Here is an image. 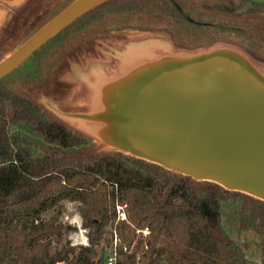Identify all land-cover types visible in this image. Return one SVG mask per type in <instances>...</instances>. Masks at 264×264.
I'll use <instances>...</instances> for the list:
<instances>
[{
  "label": "trees",
  "instance_id": "obj_1",
  "mask_svg": "<svg viewBox=\"0 0 264 264\" xmlns=\"http://www.w3.org/2000/svg\"><path fill=\"white\" fill-rule=\"evenodd\" d=\"M120 2L100 4L55 37L76 31L100 10L138 9ZM158 2L157 12L185 19L186 0ZM193 33L183 45L218 42ZM13 123L41 136L39 154L31 139L11 131ZM65 202L78 203L88 244L67 240L76 228L62 221ZM224 221L264 230V201L123 152L98 153L91 138L54 116L35 93L13 91L0 79V264H108L100 246L116 238L115 264H256ZM54 243L60 247L53 249Z\"/></svg>",
  "mask_w": 264,
  "mask_h": 264
},
{
  "label": "water",
  "instance_id": "obj_2",
  "mask_svg": "<svg viewBox=\"0 0 264 264\" xmlns=\"http://www.w3.org/2000/svg\"><path fill=\"white\" fill-rule=\"evenodd\" d=\"M18 1L0 0V8ZM106 1L73 0L0 60V79ZM155 43L127 44L88 68L65 105L38 101L98 153L123 152L264 201V62L226 41Z\"/></svg>",
  "mask_w": 264,
  "mask_h": 264
},
{
  "label": "rangeland",
  "instance_id": "obj_3",
  "mask_svg": "<svg viewBox=\"0 0 264 264\" xmlns=\"http://www.w3.org/2000/svg\"><path fill=\"white\" fill-rule=\"evenodd\" d=\"M23 1L19 0L13 8H0V60L14 51L32 33L73 0ZM186 1L189 7L202 11L208 10L216 15L222 12L234 13L233 10L227 11L226 9H230L231 5L236 3V0ZM124 3L136 4L138 9L130 12L123 11L124 9L122 10L117 5L118 10L115 9L116 11L96 12L100 16L97 18L89 16L90 18L85 19L89 22L84 23L83 21L81 28L61 33L40 48L35 55L5 76L4 84L13 91H30L35 93L38 99L43 101L46 98L53 99L65 105L67 99L78 94L85 75L83 72L102 62L113 60L116 57L113 56L114 54L128 48L127 44L151 40V43L155 41L159 44H167V46H171L172 43L175 46L187 47L184 41L188 40L185 38L192 34L197 35L193 32L199 28L194 29L190 26L191 24L189 25L188 20L175 18L166 12H157L160 4L158 0H121L119 4ZM2 4L4 6V3ZM142 8L145 9L142 11ZM10 10L12 11L8 16ZM230 38V41L236 42V34L231 35ZM192 40L194 39L191 38L190 41ZM233 42L228 41L227 43L233 44ZM216 43L219 41L214 44ZM255 50L264 58V47H257ZM11 131L31 139L35 154H39L45 145L40 135L22 123H13ZM77 207L76 202H65L62 221L76 228L69 233L67 240L74 245L88 244V231L82 227V218ZM52 213V211L48 212L46 217ZM224 224L243 247L244 255L249 261L256 264L264 262V230H260L255 223L237 229L227 221H224ZM114 246L116 243L114 245L102 243L100 247L110 258L115 255ZM59 247L57 243L53 244V249Z\"/></svg>",
  "mask_w": 264,
  "mask_h": 264
},
{
  "label": "flooded vegetation",
  "instance_id": "obj_4",
  "mask_svg": "<svg viewBox=\"0 0 264 264\" xmlns=\"http://www.w3.org/2000/svg\"><path fill=\"white\" fill-rule=\"evenodd\" d=\"M226 10H233L234 13L222 12L216 15L208 10H197L190 6L182 15L194 28H199V39H205V42L209 40L233 42L230 41V36L236 34V42L233 44L264 62L261 53L255 50L257 47H264V0H236V3Z\"/></svg>",
  "mask_w": 264,
  "mask_h": 264
},
{
  "label": "built area",
  "instance_id": "obj_5",
  "mask_svg": "<svg viewBox=\"0 0 264 264\" xmlns=\"http://www.w3.org/2000/svg\"><path fill=\"white\" fill-rule=\"evenodd\" d=\"M123 207L122 206H118V211L120 212V215H121V218H125V213L124 211H122ZM148 231L147 230H144V233L146 234ZM117 244V238H116V242ZM114 258L116 259V253L114 255V257H110L109 260H108V264H115V261H114Z\"/></svg>",
  "mask_w": 264,
  "mask_h": 264
},
{
  "label": "bare ground",
  "instance_id": "obj_6",
  "mask_svg": "<svg viewBox=\"0 0 264 264\" xmlns=\"http://www.w3.org/2000/svg\"><path fill=\"white\" fill-rule=\"evenodd\" d=\"M216 44H218V43H216ZM215 45V44H214ZM211 46H213V45H211ZM211 46H207V47H211ZM137 47H133V48H131V51L130 52H132V53H135V49H136ZM134 49V50H133Z\"/></svg>",
  "mask_w": 264,
  "mask_h": 264
},
{
  "label": "crops",
  "instance_id": "obj_7",
  "mask_svg": "<svg viewBox=\"0 0 264 264\" xmlns=\"http://www.w3.org/2000/svg\"><path fill=\"white\" fill-rule=\"evenodd\" d=\"M60 262H64L65 264H68L66 261H60ZM58 263H59V262H58ZM58 263H57V264H58Z\"/></svg>",
  "mask_w": 264,
  "mask_h": 264
}]
</instances>
